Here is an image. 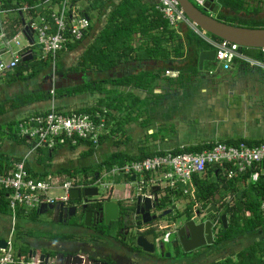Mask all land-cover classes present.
Segmentation results:
<instances>
[{
	"label": "crops",
	"instance_id": "obj_1",
	"mask_svg": "<svg viewBox=\"0 0 264 264\" xmlns=\"http://www.w3.org/2000/svg\"><path fill=\"white\" fill-rule=\"evenodd\" d=\"M6 1L14 7L4 8ZM30 1L0 0L1 28L10 43L30 20L38 19L37 14L45 12L42 7H31L36 6L38 0L32 5ZM156 3V0H75L76 8L90 20V27L80 41L58 52L53 64L47 57L36 59L35 48L28 44L20 49H32V57L0 77V170L15 160L24 159L33 177L50 176L58 182L72 179L76 187L97 186L95 181L101 179V171L106 174L128 155L173 151L214 141L254 143L264 140V68L236 59L224 70L215 58L204 59L200 68V51H212L214 47L203 38L204 41L198 43L186 24L170 25L156 9ZM247 6L252 7L249 3ZM14 19L18 21L12 22ZM156 23L158 27L151 28ZM164 23L168 30L162 29ZM144 24L147 28L142 29L147 33L141 29ZM107 27L120 36L113 40L116 46L113 53L100 52L106 42L99 38ZM152 31L160 34L158 40L148 37ZM24 39L27 41L25 36ZM88 50H97V55L93 56L97 64L90 60L92 55L87 60ZM239 52L249 59L260 60L259 54L264 59L261 48L244 47L239 48ZM104 59L116 61L102 66ZM52 105L63 111L101 115L106 129L98 146L65 140L48 148L36 146L34 139L18 133L19 121L47 111ZM163 129L165 137H155L156 132ZM114 178L117 181L123 178L131 185L134 181L127 175ZM110 189L113 199L122 195L114 191L113 186ZM165 195L174 200L181 198L179 192L175 197ZM39 208L28 213L20 209L16 216L28 214L37 223L35 215L41 214ZM47 214L50 218L59 217L50 209L44 215ZM76 217L77 223L71 224L73 229L82 223V214L77 213ZM60 220L54 222L56 230L66 224ZM11 222L7 237L13 230V240L29 242L26 253L20 250L15 253L28 257L30 251H36V255L43 251L45 243L30 240L32 231L16 232V218ZM56 235L53 230L51 237ZM259 236L256 241L260 242L262 234ZM36 237L46 239L41 234Z\"/></svg>",
	"mask_w": 264,
	"mask_h": 264
},
{
	"label": "built area",
	"instance_id": "obj_2",
	"mask_svg": "<svg viewBox=\"0 0 264 264\" xmlns=\"http://www.w3.org/2000/svg\"><path fill=\"white\" fill-rule=\"evenodd\" d=\"M203 6L204 0H195ZM156 9L164 19L176 26L186 24L191 30L214 47V58L227 70L234 60L239 59L249 64L264 68V59L246 58L239 52L235 42L218 39L208 35L184 13L178 0H156ZM75 0H38L36 6L44 8V13L37 14L38 19L30 20L26 26L32 33L34 44L39 46L42 58H49L53 64L58 52L68 44L81 40L90 27L89 18L80 12ZM33 44V45H34ZM264 53V47L261 48ZM25 50L13 51L8 35L0 29V77L8 70L14 69L25 55ZM10 55L8 59L4 55ZM18 133L36 141V146L53 148L58 142L68 140L70 143L79 141L98 146L102 132L106 129L105 119L97 114L92 115L81 111H63L54 105L47 111L23 118L17 124ZM264 142L248 144L244 141L226 143L221 141L207 142L201 150L174 152L167 150L144 158H137L114 165L106 174L134 175L133 184L137 194L145 193L157 198L176 193L182 196L194 194V177H202L209 170L219 168L226 179L243 174L249 170L247 180L256 181L263 172ZM259 168V169H257ZM97 184L107 185L98 178ZM76 187V181H53L47 178L33 177L23 160H15L8 167L0 170V190L7 195L8 208L14 222L18 210L24 213L39 208L41 205L66 203L70 199V190ZM79 187V186H77ZM158 187L153 192L152 188ZM61 190V194L52 195L50 190ZM194 196H192L193 198ZM171 200H174L170 198ZM264 212V200L260 206ZM11 230L7 237V245L0 250V264H40L39 256L27 257L15 253ZM166 239V235L165 238Z\"/></svg>",
	"mask_w": 264,
	"mask_h": 264
},
{
	"label": "flooded vegetation",
	"instance_id": "obj_3",
	"mask_svg": "<svg viewBox=\"0 0 264 264\" xmlns=\"http://www.w3.org/2000/svg\"><path fill=\"white\" fill-rule=\"evenodd\" d=\"M221 8L219 4L214 16L222 11ZM204 9L206 12L210 11L208 8ZM242 16L248 17L247 14ZM222 184L221 181V191L213 198L184 200L182 208L179 207L180 200L166 199L165 196L160 197L165 200H149L147 214L139 213L143 208L142 203H137V198L121 195L115 198L119 208L116 220L105 224L104 218L99 217L95 211V217L91 219L89 226L83 224L82 217L81 225L79 223L81 230L78 225L77 229H73L74 225H71L78 221L79 215L76 216L80 210L77 208L74 216L66 218V224L55 229L58 236L48 240L44 238L46 250L41 249L40 253H48L55 260L62 257L69 259L76 255L84 257L87 254L90 259L96 258L103 264H249V250H246L249 244L243 245L240 242L248 237H255L256 241L260 233L245 232L233 236L234 226L229 208L233 206L234 200L227 199L229 192L222 191ZM135 194L137 195L136 191ZM139 194L146 196L145 193ZM84 199L81 196L80 199L67 201L65 205L78 207ZM93 199L95 198L89 197L87 200ZM153 203L157 205L154 206ZM165 211L168 213L163 214ZM222 216H225V221ZM58 219L64 217L50 218L52 222ZM207 221L211 223V242L186 251L184 241L189 240L191 231H198L199 224ZM29 238L38 239L32 236ZM137 238L140 241L153 240L154 251L146 252L137 246Z\"/></svg>",
	"mask_w": 264,
	"mask_h": 264
},
{
	"label": "water",
	"instance_id": "obj_4",
	"mask_svg": "<svg viewBox=\"0 0 264 264\" xmlns=\"http://www.w3.org/2000/svg\"><path fill=\"white\" fill-rule=\"evenodd\" d=\"M179 5L183 9L185 15L194 22L199 28L206 30L208 33L214 35L218 39H226L235 42L240 48L250 47V48H263L264 47V27H246L241 25H234L227 23L223 20H219L214 16L217 12L219 3L217 0H204L203 8L196 6L191 0H178ZM204 8H208L210 11L206 12ZM24 24V20H22ZM2 26V20L0 18V29ZM22 33L27 39L28 45L32 46L34 44L32 33L25 26ZM32 49L25 52L22 61H28L32 57ZM215 51H200L199 57V67H202L203 60H213ZM131 180L135 179L134 175L130 176ZM98 179V178H97ZM99 185L97 186H80L75 187L70 190V197L72 200L80 199L83 196L85 199L77 206H66L64 202L41 205L39 208V213L46 214L50 209L54 214L58 213L59 216L66 218H71L76 214V209L80 210L78 213L83 214L85 226H89L91 219L95 217V211L99 217L104 218L105 224H108L110 220H116L118 217V203L112 198V194H107L104 196H99ZM153 192L158 191V187L152 188ZM143 193V192H142ZM89 197L95 198L93 200H87ZM99 197V198H98ZM131 197L137 198V203H142L143 208L139 213L147 214V210L150 206L147 205L149 200H162V198H157V196H148L144 194H135ZM156 204V203H155ZM154 205V203H153ZM157 205V204H156ZM154 205V206H156ZM91 206V207H90ZM168 213V211L163 212V214ZM222 220L225 221V216H222ZM147 221V220H146ZM211 223L209 221L199 224L198 231L194 233L191 231L189 240L184 241V249L186 251L192 250L198 246L205 243L211 242ZM194 239H196L194 241ZM207 239V240H206ZM153 240H142L138 238L136 240L137 246L141 247L146 252H153L152 242ZM164 241V240H162ZM194 241L193 243H191ZM149 242V243H148ZM190 243V245H189ZM149 244V245H148ZM7 245L6 239H0V249L5 248ZM149 246V247H148ZM29 257L36 256V251L28 255ZM40 264H103L100 263L96 258L90 259L87 254L82 256H71L69 259L63 257L58 260L50 257L48 253H39ZM91 260V261H90Z\"/></svg>",
	"mask_w": 264,
	"mask_h": 264
},
{
	"label": "trees",
	"instance_id": "obj_5",
	"mask_svg": "<svg viewBox=\"0 0 264 264\" xmlns=\"http://www.w3.org/2000/svg\"><path fill=\"white\" fill-rule=\"evenodd\" d=\"M37 0H31L30 5ZM196 6L200 8V6L196 3L195 0H191ZM217 3L220 4V6L223 8L222 11H219L216 15V18L219 20H223L227 23H231L234 25H241L246 27H264V19L257 16L258 8H254L252 12L248 11V6L246 0H217ZM4 8L8 7H14L9 1H6L4 3ZM226 10V11H225ZM228 10V12H227ZM249 13H253L251 16L245 17L242 16L248 15ZM147 24L142 25V28H147ZM158 24L151 25V28H157ZM164 30H168L167 23H164L162 26ZM173 31V29H171ZM145 33H147V30H143ZM113 30L109 27L105 28L99 38L102 41L106 42V45L102 47L100 52L105 53H113L116 50V46H114V41L119 39L120 36L116 33H112ZM169 32H171L169 30ZM193 37L196 38V41L198 43H202L204 40L202 37L198 36L191 30ZM130 35L126 34L124 35V40ZM147 35V34H146ZM212 35V34H211ZM156 37L160 36L159 33L155 34ZM215 37L214 35H212ZM150 38L151 35H148ZM152 38V37H151ZM216 38V37H215ZM114 40V41H113ZM80 41V40H79ZM78 41H75L76 43ZM126 45V44H125ZM159 45V43H157ZM36 44L32 45L31 47L35 48ZM94 48H97L95 46ZM101 48V47H100ZM104 50V51H103ZM97 50H88V57L87 60L89 61V55H92L90 60L97 64V61H94V57L97 55ZM92 53V54H91ZM102 55V54H101ZM104 56L107 58V55L104 54ZM96 58H101V56H97ZM258 58L260 60L263 59V56L261 54L258 55ZM46 63H48L47 60H45ZM116 60L112 59H104L102 61V66H108L113 63H115ZM24 63V62H22ZM87 111V110H86ZM89 113V112H88ZM102 138L100 137V142ZM239 141H244L248 144H258L263 141H257L254 143H250L245 140H238V141H226V143H237ZM222 142V141H221ZM206 144H199L196 146H188L182 149H174V152H181V151H193V150H201L203 147H205ZM160 153V152H158ZM157 153H154L153 151H143L142 153L131 156L128 155L123 159V162L137 159V158H144L147 156H151ZM120 162V161H119ZM122 162V163H123ZM121 164V163H120ZM112 164L110 162L109 167H111ZM260 166L263 167V172L260 174L258 179L256 181L253 180H247L249 177V173L252 170H249L243 174H239L232 179H226L224 175L220 173V169L214 168L213 170H209L207 174H204L202 177H194V198L197 200H209L210 198H213L216 194H218L220 190V183L222 184V191L223 192H230L235 196L234 204L232 207L229 208L232 215V223H233V236L248 232L249 234H253L255 232L256 234H262L259 241H254L251 244H249V249L246 250L249 254V261L250 263H255L256 260V253H260V264H264V212L261 210L260 206L262 201L264 200V163ZM2 167L0 166V169ZM259 169V168H257ZM209 178L211 180H209ZM241 183L246 184L245 186L241 187ZM166 199H169L168 196H165ZM165 200V199H162ZM8 208V201L6 199V192L0 190V211H5ZM260 247V248H259Z\"/></svg>",
	"mask_w": 264,
	"mask_h": 264
},
{
	"label": "rangeland",
	"instance_id": "obj_6",
	"mask_svg": "<svg viewBox=\"0 0 264 264\" xmlns=\"http://www.w3.org/2000/svg\"><path fill=\"white\" fill-rule=\"evenodd\" d=\"M246 2L251 4L252 7H257L260 10L262 9V11L260 13L258 12L257 15L264 17V0H253L254 3H252V0H246ZM252 7H249L247 9L248 10L253 9ZM15 20L18 21V19H14L12 22H15ZM150 33H151V31H149V34ZM151 37H152L151 40H158V38H159V37L155 36L154 31H152ZM34 38H35V35H34ZM27 44L28 43L24 39V36L22 33L15 36V38L10 43L12 49L17 50V51L22 49V47L27 46ZM34 47H35L34 53H35L36 59H38L39 56H41V51L37 45ZM6 57L7 58H5V59H8L10 57V55H7ZM207 65L208 64H206V66ZM206 66H205V68H206ZM163 133H164V135H163ZM156 136L165 137L164 129L161 130L160 132H156L155 137ZM98 170H102V169H100L98 167ZM100 176H101V182L104 183L105 185H107L108 188L103 187V185H99V195L109 194V191L111 190L110 189L111 186H113L114 191L122 192V196H124V197H131V195L135 194V187H136L135 184L131 185L129 182L125 181L123 178H119V180L117 181L113 176L104 174L103 170L101 171ZM78 178L80 179L79 176H78ZM245 185L246 184H241V187H243ZM49 193L52 195H55V194H61L62 191L59 189L58 190H50ZM127 194H129V195H127ZM192 196H194V194L188 193L187 195L179 198L180 199V201H178L179 207L180 208L183 207V205L185 204L184 200H192ZM227 199L234 200L235 196L232 195L231 193H229V194H227ZM35 216H36V219L38 220L37 221L38 224L36 222H34L31 218H29L28 214L19 213L16 216V226H17L16 232L20 229H27V230L29 229V231H32L33 237H36V236L41 234V235H44L47 240L50 239L52 236L53 230H55L57 228V225L54 222H51L49 220L50 217L48 214L47 215L36 214ZM11 221H12L11 220V212L8 209H6L5 211H0V238H6L7 237L8 232H9L10 227H11V223H12ZM258 237H260V236H258ZM254 239H255V237H248L247 239H245L243 242H240V243L243 245L250 244V243L255 241ZM32 241L34 243H45L46 242V241H44V239H35ZM28 243L25 240L19 241L18 238H15L13 240V245H14L15 251L20 250L22 253L27 252ZM31 244L34 245L33 243H31ZM37 249H38V251H40L39 248H37ZM43 250H46L45 246L43 247ZM248 256H249V254H248ZM260 257H261L260 253H256L255 263L249 262V264H260V261H259Z\"/></svg>",
	"mask_w": 264,
	"mask_h": 264
},
{
	"label": "clouds",
	"instance_id": "obj_7",
	"mask_svg": "<svg viewBox=\"0 0 264 264\" xmlns=\"http://www.w3.org/2000/svg\"><path fill=\"white\" fill-rule=\"evenodd\" d=\"M200 7H202V6H200ZM208 35H210L211 37H213L210 33H208ZM215 38V37H214Z\"/></svg>",
	"mask_w": 264,
	"mask_h": 264
}]
</instances>
